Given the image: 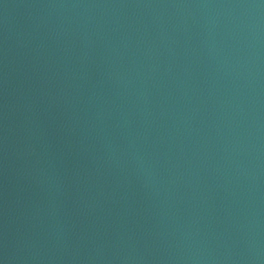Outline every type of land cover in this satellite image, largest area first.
<instances>
[{"label": "water", "instance_id": "water-1", "mask_svg": "<svg viewBox=\"0 0 264 264\" xmlns=\"http://www.w3.org/2000/svg\"><path fill=\"white\" fill-rule=\"evenodd\" d=\"M95 264H264V0H45Z\"/></svg>", "mask_w": 264, "mask_h": 264}]
</instances>
